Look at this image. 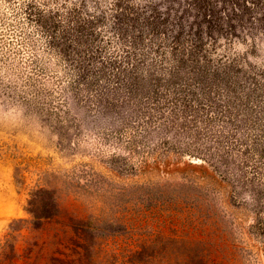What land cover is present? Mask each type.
Returning <instances> with one entry per match:
<instances>
[{"label": "rangeland", "instance_id": "rangeland-1", "mask_svg": "<svg viewBox=\"0 0 264 264\" xmlns=\"http://www.w3.org/2000/svg\"><path fill=\"white\" fill-rule=\"evenodd\" d=\"M46 1L98 13L117 0ZM129 1L171 15L185 9L184 27L192 21L186 0ZM236 1L233 20L203 33L199 51L214 62L228 58L264 70V0ZM223 7L231 13L218 2ZM156 77L139 79L141 99L118 91L122 108L68 93L65 105L48 112L5 93L0 82V240L8 239L10 252L0 264H264V235L254 233L256 218L264 223V184L251 183L237 157H228L227 166L212 160L216 170L184 144L188 131L165 117L136 145L127 142L138 115L149 111L142 95L163 100L160 85L169 77ZM159 107L169 115L162 101ZM38 187L53 192L57 215L34 228L26 208ZM19 218L25 220L13 223L8 236Z\"/></svg>", "mask_w": 264, "mask_h": 264}, {"label": "trees", "instance_id": "trees-1", "mask_svg": "<svg viewBox=\"0 0 264 264\" xmlns=\"http://www.w3.org/2000/svg\"><path fill=\"white\" fill-rule=\"evenodd\" d=\"M220 1L230 5L231 13L217 8ZM186 4L193 14L184 27L185 9L171 15L129 0H117L108 11L98 13L66 2L0 0L3 89L47 112L56 104L65 105L68 93L82 95L94 106L122 108L124 97L118 91L123 90L129 101L141 99L139 79L159 73L156 80L169 77V84L160 85L163 100L142 95L149 99L144 106L149 111L138 115V130L127 142L136 145L138 136L148 132L152 123L159 128L165 117L172 126L188 131L184 144L206 155L216 170L212 160L227 166L226 159L235 156L250 169L249 181L263 185L264 70L244 68L228 58L214 62L199 51L202 34L211 36L209 32L221 21L230 24L239 4L236 0H186ZM152 92L158 93L155 86ZM161 101L167 116L159 107ZM131 124L125 122L124 127ZM26 209L34 228H40L57 215L53 192L33 189ZM24 220L10 223L7 235L16 230L13 223ZM255 221L254 233L264 235L262 219ZM81 227L74 225L76 231ZM6 242L0 240V255L10 253Z\"/></svg>", "mask_w": 264, "mask_h": 264}]
</instances>
